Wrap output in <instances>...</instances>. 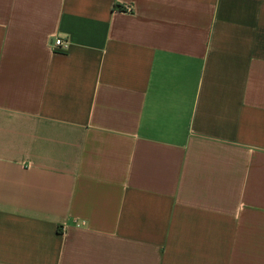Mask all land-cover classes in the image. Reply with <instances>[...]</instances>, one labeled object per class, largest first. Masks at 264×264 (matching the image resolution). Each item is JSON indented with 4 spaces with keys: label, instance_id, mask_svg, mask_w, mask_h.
I'll use <instances>...</instances> for the list:
<instances>
[{
    "label": "crops",
    "instance_id": "0c3cea01",
    "mask_svg": "<svg viewBox=\"0 0 264 264\" xmlns=\"http://www.w3.org/2000/svg\"><path fill=\"white\" fill-rule=\"evenodd\" d=\"M0 264H264V0H0Z\"/></svg>",
    "mask_w": 264,
    "mask_h": 264
},
{
    "label": "built area",
    "instance_id": "2783aa9c",
    "mask_svg": "<svg viewBox=\"0 0 264 264\" xmlns=\"http://www.w3.org/2000/svg\"><path fill=\"white\" fill-rule=\"evenodd\" d=\"M66 46V41L58 38V37H52L49 41V47L52 51H62Z\"/></svg>",
    "mask_w": 264,
    "mask_h": 264
},
{
    "label": "trees",
    "instance_id": "16d2710c",
    "mask_svg": "<svg viewBox=\"0 0 264 264\" xmlns=\"http://www.w3.org/2000/svg\"><path fill=\"white\" fill-rule=\"evenodd\" d=\"M114 7H116L117 9H122L121 7H119V6H114Z\"/></svg>",
    "mask_w": 264,
    "mask_h": 264
}]
</instances>
